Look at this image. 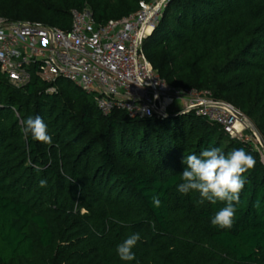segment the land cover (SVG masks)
Here are the masks:
<instances>
[{"label": "trees", "instance_id": "obj_1", "mask_svg": "<svg viewBox=\"0 0 264 264\" xmlns=\"http://www.w3.org/2000/svg\"><path fill=\"white\" fill-rule=\"evenodd\" d=\"M150 1L0 0V19L68 31L74 10L102 26ZM143 51L170 87L209 92L264 142V0H171ZM28 116L51 145L22 134ZM213 147L255 159L230 229L211 225L224 202L177 191L184 157ZM134 233L135 260L122 261L117 245ZM0 264H264V160L194 114L104 116L68 81L15 88L0 72Z\"/></svg>", "mask_w": 264, "mask_h": 264}, {"label": "built area", "instance_id": "obj_2", "mask_svg": "<svg viewBox=\"0 0 264 264\" xmlns=\"http://www.w3.org/2000/svg\"><path fill=\"white\" fill-rule=\"evenodd\" d=\"M170 1L141 2L133 15L102 26H96L88 7L74 10L68 31L0 19V72L15 88L27 86L33 75L47 84L68 81L91 95L104 116L113 111L131 119L191 113L248 142L241 134L246 119L237 109L207 91L170 87L148 61L144 41Z\"/></svg>", "mask_w": 264, "mask_h": 264}, {"label": "clouds", "instance_id": "obj_3", "mask_svg": "<svg viewBox=\"0 0 264 264\" xmlns=\"http://www.w3.org/2000/svg\"><path fill=\"white\" fill-rule=\"evenodd\" d=\"M24 136L31 135L33 140L51 145L52 137L48 134L47 125L40 116H28L21 129ZM182 163L186 165L180 174L182 183L177 191L182 195L197 192L201 197L200 203L207 200L211 204L224 202L225 206L220 208L211 218V225L221 229H230L235 218V204L239 203L240 193L247 183L244 173L255 166L254 157L243 148H236L225 153L219 147L206 148L199 156L189 154L184 157ZM40 187H45L47 181L42 179ZM153 205L160 206L158 196H153ZM141 239L139 233L127 237L117 245L116 252L122 261L135 260L132 249Z\"/></svg>", "mask_w": 264, "mask_h": 264}, {"label": "rangeland", "instance_id": "obj_4", "mask_svg": "<svg viewBox=\"0 0 264 264\" xmlns=\"http://www.w3.org/2000/svg\"><path fill=\"white\" fill-rule=\"evenodd\" d=\"M246 121L249 123V121L246 119ZM244 126V130L242 131V136L248 140V142L252 145L253 149L258 152L262 159L264 160V151L262 149L260 142V136L259 134L252 132L249 127L246 125Z\"/></svg>", "mask_w": 264, "mask_h": 264}, {"label": "water", "instance_id": "obj_5", "mask_svg": "<svg viewBox=\"0 0 264 264\" xmlns=\"http://www.w3.org/2000/svg\"><path fill=\"white\" fill-rule=\"evenodd\" d=\"M167 117V116H166ZM242 118H245L243 115L241 116ZM246 119V118H245ZM243 120V119H242ZM249 124H250V127H249V129L252 131V132H255V133H257L256 132V130H255V128L252 126V124L249 122ZM260 143H261V145H262V149H263V151H264V142L260 139Z\"/></svg>", "mask_w": 264, "mask_h": 264}, {"label": "bare ground", "instance_id": "obj_6", "mask_svg": "<svg viewBox=\"0 0 264 264\" xmlns=\"http://www.w3.org/2000/svg\"><path fill=\"white\" fill-rule=\"evenodd\" d=\"M245 125L247 126V127H250V124L246 121L245 122Z\"/></svg>", "mask_w": 264, "mask_h": 264}]
</instances>
